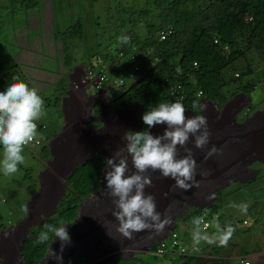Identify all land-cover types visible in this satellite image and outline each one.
I'll use <instances>...</instances> for the list:
<instances>
[{
  "label": "trees",
  "instance_id": "16d2710c",
  "mask_svg": "<svg viewBox=\"0 0 264 264\" xmlns=\"http://www.w3.org/2000/svg\"><path fill=\"white\" fill-rule=\"evenodd\" d=\"M8 2H10L11 10L14 13L15 7L23 10L37 7L39 0H8ZM114 4L106 7L107 11L112 13L110 25L113 31L104 32L103 29L107 36L106 39L103 42L95 40L92 51L88 56L83 57L86 58L83 62H86L89 72L92 75H98L101 78L100 82L106 85L104 91L108 94L110 101L108 111L112 106L119 104L120 100L124 103L125 101L138 103V127H135L134 131L145 129L150 131L143 123L142 115L157 107L161 102H181L185 109L193 111L186 110L190 116H193L197 113H199L197 115H202L201 108L192 109L193 102L200 104V98L210 99L215 102L216 108L222 106L221 109H217V113L222 115L226 101L235 94L242 93L248 98L240 110L236 108L239 112L234 110L231 112L229 126H215L214 132H211L210 142L204 149L195 148L194 137H189L187 147L193 150V156L197 163L195 178L200 181V186L187 191L179 188L174 189V181L167 186L168 189L166 188L169 194H164L161 190L158 191L159 193L161 191V194L157 193L156 197L154 196L157 212L161 213L162 218L165 215L170 216L172 221L164 231L173 225L172 231L176 233L174 230L175 217L184 209L181 215L184 213L188 215L187 218L190 217L188 220L185 219L190 222L192 230L194 227L192 220L204 215L205 211L208 213L205 219L209 218L208 229L211 232L215 231V227L210 226L214 215L222 227L232 225L236 229L233 236L245 231L247 225H241L243 217L249 219V224L256 225L264 218V204L260 207L257 205L258 202L255 201L254 204L246 202V198L240 196L248 204V212L246 215L235 217V214L231 212L233 207L229 206L233 201L228 203L226 197L230 195L234 198L239 190L249 188L255 181L260 180L263 176L261 162L251 161L250 166L257 167L254 176L242 182L231 181L232 187H229L228 190H222V186L217 183L216 176L212 177L214 174H211L208 180L201 178L199 174L202 171L215 170L206 164L204 159L207 150L212 147L211 143L218 147L219 141L216 142L215 139L220 137L223 130L230 132V127L237 123L236 120L243 121L245 115L248 116L257 107L258 102L264 101V95L256 101H251L252 91L258 89L264 93V0H142L139 5L124 4L121 1ZM97 19L94 20L98 28L101 26ZM0 21L2 20L0 19ZM80 26V19H76L64 29H67L66 35L75 36L78 32V36H80ZM64 30L60 34L64 35ZM94 34L96 37L100 36L99 32H94ZM120 36H128L129 42L119 44L117 38ZM16 52L9 51L7 45L0 42V91H4L9 83L14 82L13 77H19L29 87L31 85L28 78L19 69V64L14 58ZM59 56L60 63L66 67V70L64 69V73L57 79V87L52 89L54 91L50 92L51 96L42 97L47 114L37 121L39 139L36 148L37 158L43 162H45V158L49 157V151H51V143L48 145L47 140L52 135L54 138L60 133L54 134L61 124L60 96L65 88L66 74L74 61L73 53L66 43L62 44ZM97 111L98 107H95L90 112ZM236 112L237 114H235ZM26 149L28 148L26 147ZM31 151L29 150V152ZM0 152H3L2 146H0ZM186 154L183 147L178 145L177 158ZM83 161L74 162L72 170L66 178H63V195L56 201L54 211L44 218L42 223L27 225L29 230L20 238L19 252L17 250L22 264H40L45 261L43 254L53 233H49V240L44 244L35 245L33 243L41 231H46L45 224L59 227L62 223L69 225L72 219L75 220L76 223L72 221L69 227V237L73 242L77 241L76 244H79L81 248L88 238L99 235L109 239L110 242L113 241L111 235L102 231L107 229L103 223L93 228L88 234H81L80 239L76 240V236L80 233L79 227L88 218V216H79L78 218L75 216L79 209L78 202L89 194L92 186L93 188L101 186L99 180L97 185V179L101 176V166L105 165V159L98 152ZM21 166L19 165L18 168L21 169ZM23 169L21 179L26 178L28 181L32 180L33 183L37 182V177L31 168L28 170L23 167ZM210 193L215 194L212 200L206 199ZM164 197L165 200H163ZM113 199L107 192L104 200L94 206V212L95 208L102 211L110 208ZM22 206H24V202L20 205L21 212L15 221L24 215ZM176 207H180L179 210H176ZM78 219H80L79 226L75 229ZM7 225L0 208V229ZM162 233H149L144 236L140 241L143 249L146 250L148 245L157 242ZM167 237L169 238V234ZM103 239H100V243ZM176 240L173 245L168 242L169 248L165 241L161 245L163 253H170V260H176V264H198L202 259L201 255L206 252V248H209L211 254H216L215 257H210L214 264H227L231 260H235L229 256L232 252L228 247L208 246L207 244L197 246L195 244L194 247L189 246V248L184 246L181 251L177 245L182 244L178 235ZM229 244L237 246L239 254L248 252L236 240H230ZM157 245L149 246L147 250L149 253H146L147 251L133 253L129 259L121 261V264H157V256L161 255L154 249ZM80 254L81 252L77 255L78 257L75 256L76 253L67 256L64 262L70 264L73 260L77 261ZM160 257L162 256H159L158 259ZM111 260L112 257L109 261Z\"/></svg>",
  "mask_w": 264,
  "mask_h": 264
},
{
  "label": "rangeland",
  "instance_id": "374dc122",
  "mask_svg": "<svg viewBox=\"0 0 264 264\" xmlns=\"http://www.w3.org/2000/svg\"><path fill=\"white\" fill-rule=\"evenodd\" d=\"M118 1H121L124 4L134 5H139L142 3V0H39L37 7L26 10L15 7L13 13L10 2H8V0H0V19L2 20L0 21V42L6 44L9 51H17L14 58L19 64V69L21 70L22 74L28 78L29 83L31 84L30 87L37 89L38 94L41 97L47 95L51 96L52 93L50 92H53L54 90L52 89L57 87L56 81L64 73V69L66 68L60 63L61 60L59 55L61 53V46L63 43L68 44L69 49H71V52L73 53L74 61L72 62L73 70H69V72L66 74L67 80L66 84H64L65 88L63 91H66L67 89L69 91V89H72L74 93L78 94V89H80L78 85L79 79L86 75V62H83L86 60V58L83 57L88 56L89 52L92 51L91 49L95 40L103 42V40L106 39L107 36L104 34V32H109L111 30L113 31V28L110 25V17L112 13L111 11H107L106 7L107 5L114 4V2L116 4ZM95 18H98L97 22L102 28L96 27L94 20ZM76 19H80L81 21V35L78 36V32L75 36H69V34L66 35L67 29H64L67 28L71 23L75 22ZM124 26L125 25L123 24L122 27L124 28ZM63 30L64 35L60 34V32ZM94 32H99L100 36L96 37ZM69 78H71L72 81L70 87ZM105 86L106 85L103 82H100L98 87L103 89ZM98 87H88L86 92L91 94V92H95L96 88ZM237 94L239 95L235 94V96L229 98L226 101L227 103L225 102L226 104L224 103L225 107L222 115L220 113L213 112V104L212 108L208 107V104H205L206 107L202 106V114H204V116L207 118L210 132H214L216 125L225 127L229 126V115L231 112L233 110L239 112L236 108H241L242 105L247 101L248 98L244 94ZM263 95L264 93L260 92V90H254L251 92V101H256ZM92 99H98L101 101V112L104 113L105 109L108 108L107 104H109L105 95L99 91L93 96V98L87 97V103H90ZM118 103L119 104L112 106L111 110H106L109 116L116 114L115 118L111 119L106 115L105 119L103 120L100 117L102 116L99 110L100 104L97 105L98 103L94 102L92 105H90L91 110H94L95 107H98V111L92 112L91 115L98 114L95 116H90V118L98 119L92 120V123L96 124V126H99V128L91 129L89 127L90 125H88V127H83V129L85 131H87L89 128L90 129L87 132H82L81 129V131L79 130L81 121L80 123H77V121L73 120L76 117L72 116V118L69 117L70 115L68 116L66 111H64L62 108L63 104L61 98L60 108L63 113V122L60 126L61 129L59 128L58 130L60 133L54 138L52 136L48 142V145L50 142H52V158L47 157L45 160H50L43 162L41 159L37 158L38 153L36 151V146L27 145L26 147L32 151L29 152L26 147L24 148L22 154L25 156L26 163L21 166L22 170L19 169V171L12 177L4 176L3 172L0 171V208L4 221H6L8 224L5 228L0 230V264H19L17 250H19L20 238H22L27 233V230H29V227L27 229V225H31L33 222L42 223L43 219L54 211L53 207L56 200L59 199L61 195H63V186L61 183H57V180L60 179V176L65 178L67 172L72 169V164L74 162L83 161L92 156L95 152L100 153V156L105 158L106 164L105 167L102 165L100 168L101 182H99L101 183V190H99L97 193H90V195L85 200H82L78 203L79 209L77 210L78 212L76 216L77 218L79 216L86 217L88 211L92 209L93 212L91 211L90 214L94 213L97 215V217L93 218V220L87 224L86 220L89 222L91 218L90 216H88V218L83 221V225L79 227L80 233L76 236V240L80 239L81 234H88L89 231L95 228L96 221L97 223H100V221L104 222L106 220L104 214L111 213L115 208V205L112 202V206L110 208H107L104 211L100 210L99 208H95V212H97V214L94 212V206H97L99 202L104 200V197L108 192L104 177L106 171L109 170L106 163L107 159L112 157L115 152L125 147L126 141L123 139V137L126 133H124V130L130 129V134V132L134 131L135 127H138L137 117L135 114L131 116L136 108L128 107L118 111L124 101L122 103L120 100ZM135 105L137 106V104ZM256 106L257 109H253L251 114L245 116L243 121H237V123L232 124L230 127V132L223 130V133L220 135V137L215 139L216 142L219 141L217 148L221 149V152L206 161V164L215 170L209 171L210 174L206 177L201 176L199 173L198 174L203 179L210 177L211 174H214L212 177L216 176L217 183L222 186V190H228L229 187H232L230 185L231 181L237 180L242 182L254 176L257 167L249 166L251 161L257 160L263 163L261 167L263 176L260 178V180L257 182L255 181L249 188H243L239 190V192L234 195V198L230 195H227L228 197H226L228 203L231 200L233 201L232 203L236 204L245 203V200L240 198L241 196L246 198V202L249 201L253 204L255 201L256 203L258 202L257 205L261 207V205L264 204V101L258 102ZM128 116H131L130 119ZM186 116L191 117L189 112H186ZM105 120L107 124H104ZM102 127L103 129H101ZM165 128L166 125H156L150 129V132L154 136L161 135ZM87 137H89V141L95 140L98 143L93 142L88 146H84V141ZM212 145L213 143H211V146ZM68 147L71 148L70 152L74 151L76 155V158H74L70 163L66 162L67 156L69 154ZM2 158L3 152H0V159ZM129 160L130 172L135 171V169L132 168L131 157H129ZM23 167L27 168L28 170L29 168L33 170L35 176H38V184H36L37 182L33 183L32 180L28 181L26 178L21 179L24 171ZM145 174L150 175L153 181L152 186H146L145 195L151 194L153 197H156L157 193L160 195L161 193L158 192V188L162 187L166 178H163L158 170L153 172L151 169H149V171ZM50 177H53L55 180V182H53V185H55L54 188L49 186L51 182ZM173 182L174 181H172V183ZM170 183L171 179L169 177L167 180V186ZM199 193L202 192L199 191ZM26 196L28 197L26 198ZM96 200L98 201L97 203L95 202ZM163 200H165V197ZM22 202H24V206L28 208V214L23 215L21 217L22 219L20 218L15 221L16 217L21 212L20 205ZM195 206L202 207L197 205ZM224 207L222 208L224 209ZM256 209H259V207H256ZM159 210L161 209L159 208ZM231 212L235 214V217H240L243 215L236 208H233V211ZM39 214L41 216H39ZM181 214L182 213L175 217L176 226L174 230L176 231L178 239H180L181 243L186 248H189L192 243L194 244L191 237L192 227L189 225L190 222L186 221L185 219L188 215H185L184 213L183 215ZM80 219H78V225H76L75 229L78 228ZM208 219L209 218H207V220ZM113 220L118 225L119 222L114 217ZM74 222L76 223L75 220L73 223ZM210 222V226H215V224L212 223V219ZM63 224L64 223L60 224L59 227ZM263 224L264 218L258 221L256 226L248 224L245 231L239 232L237 235L232 236L233 240L238 241V243L242 244V246H244L248 251L245 255L249 254L251 264H258V262H262L260 264H264ZM69 226L67 231L70 230ZM172 227L173 225L169 226L163 235L165 236L167 231ZM114 228H116V226H114ZM207 230L209 233H213V231L211 232L210 229ZM116 233L118 232H115V236ZM148 234L149 233L146 235ZM137 235L139 237L143 236L141 234L135 233L134 237L136 238ZM58 239L59 238L55 237L54 234L52 235L49 241L51 244L47 246V251L45 250L46 252L43 254L45 256V261L40 264H60V262H57L56 260L49 257L50 249L60 253L59 247L61 242ZM125 241L126 238L121 237V234L118 233L115 241L116 245L119 248H122ZM164 241L167 248H169V238L165 237ZM74 243L75 241L73 242L72 238H70V243L66 245L64 253H62L63 261L67 256L74 254L71 246ZM203 244L206 243L201 242L200 245ZM227 247L232 252L229 255L230 257L234 258L239 255L237 246L235 247L229 244ZM141 248L143 249L142 245ZM146 253L149 252L147 251ZM126 254L127 252L123 253V255H112V260L109 261V264H113L114 262L116 264H121V261H125L131 257V252L127 256H124ZM160 254L161 255L157 256V264H176V260H170V253ZM159 256L162 257L158 259ZM201 256L202 259L198 264H214L210 257H214L216 254H211L209 252V248H206V252H204ZM63 261L62 264H66V262Z\"/></svg>",
  "mask_w": 264,
  "mask_h": 264
},
{
  "label": "clouds",
  "instance_id": "9594fccd",
  "mask_svg": "<svg viewBox=\"0 0 264 264\" xmlns=\"http://www.w3.org/2000/svg\"><path fill=\"white\" fill-rule=\"evenodd\" d=\"M129 39L130 38L128 36H120L117 38V42L119 44H126L129 42ZM12 79L14 82L9 83L4 91H0V146H2L3 148V158L0 159V171H2L4 176L6 177H12L19 171L18 166L26 163L25 156L22 153L27 145H35L37 148V144L39 143L37 121H39L47 114L44 106V100L38 94L37 89L30 88L25 82L21 81L19 77H13ZM100 80L101 78L98 75H92L89 72V69L86 65V75L79 79L78 82V85L80 87V89H78L79 95L74 93L72 89H69V91H63L62 95L60 96V107L62 98V108L64 109V111H66L68 116L70 115L69 117H76L73 120L77 121V123L81 121L80 124L84 128L88 127V125H90L89 127L91 129L99 128V126H96V124L92 123V120L97 118H90V116H95L98 114L97 113L91 115L92 112H90V105H92L94 102H97L98 105L100 104L99 110L101 112L102 103L98 99H92L90 103H87L86 100L87 97L93 98V96L99 91H101L105 95L107 101L109 102V104H107L108 108L105 109L104 113H100L102 115L100 117L103 120L105 119L106 115L109 116L106 110L110 108V101L108 94L104 91V88L102 89L98 87L100 84ZM71 83V78H69V87L71 86ZM92 86L98 88H96L95 92H91V94L87 93L86 89L88 87L91 88ZM125 102L126 103H123L122 101L123 104L121 105L120 109H118V111L128 107L136 108L131 116L134 114L135 116H137V106L135 104H132L136 101ZM205 104H208V107L210 108L214 106V113L217 112V109H219L216 108V104L215 102H213V100L202 98H200V104L195 101L193 102L192 109H202V106H205ZM240 109L241 108H239V110ZM186 110L188 111L191 109H185L184 105L181 102L177 101L170 103L161 102L158 103L157 107L146 111L142 115V120L143 123L147 125L148 129H151L156 125H166V128L161 135L154 136L150 131L146 129L143 131L130 132V134L128 129L124 130V133L126 134L123 139L126 141V145L123 149L115 152L112 157L107 159L106 163L109 170H107L106 174L104 175L106 180V188L108 194L114 198L113 204L115 205V208L109 214L103 213L106 219L104 222L99 220L107 227L106 230L102 231L106 232V234L109 236L111 235L113 237V241L110 242L109 239L105 238L104 236L101 237L100 235L97 237L88 238V240L84 242V245L82 247L83 251L80 254V260L77 262H72L71 264H79L80 262H82V259L85 260V263L83 264H107V260L114 254L123 255V253L127 252V254L124 255L127 256L128 254H130V252L131 255L135 252H145L148 250L149 246L153 244H158L156 248L158 246H161L160 243H162L163 245L164 238L168 236L173 227L167 231V234L163 238L148 245V248L146 250H143L141 248L140 241L146 235H144L143 231L160 234L164 231L165 227L172 222L170 216L165 215L162 218L161 213L157 212L154 197L151 194L145 195L146 186L150 187L153 184L151 176L146 175L145 173H147L149 169H151L153 172L158 170L163 178H166L162 187L158 189L166 194L169 193L168 191H166L167 180L169 179V177L171 179V183L172 181H175V184L173 185L174 189L179 188L187 191L193 187L198 188L200 186V181L196 180L195 178L197 163L193 156L192 148L187 147V142L189 140V137L192 136L194 137L195 148L204 149L210 142L211 132L208 128L207 118L204 116V114L197 115L199 114L197 113L193 114V116L191 117H188L186 116ZM60 112V120L62 123L63 121L61 108ZM115 115L116 114H113L112 116H109V118L114 119ZM105 124H107L106 120ZM49 139L47 140V144ZM89 142V137H87L85 139L84 146L90 145ZM178 145L183 147L184 152L187 153L181 158H177ZM70 150L71 148L68 147L69 154L66 161L68 163L76 158L74 151L70 152ZM220 152L221 149L217 148L215 145H212V147L207 150L204 156L205 161ZM129 157H131L132 168L135 169V171L130 172L129 170ZM48 160H45V162ZM105 166L106 164L104 165V167ZM129 172L130 174L126 175V173ZM209 174L210 173L208 171H202L200 173V175L204 177L208 176ZM36 177L38 184V176ZM100 177H98L97 180L101 182ZM62 180L63 177L60 176V179L57 180V183H61L63 186ZM50 181L51 182L49 186L54 188V178L50 177ZM98 188L99 185L97 186V188H93L92 186L89 194L80 201L85 200L90 195V193H97L99 190ZM214 197L215 194L210 193L206 197V199L212 200L214 199ZM229 206L238 209L242 214L245 215L248 212L247 203H231ZM22 211L27 215L29 210L26 206H22ZM91 211L92 209L89 210L86 215L91 217L89 222L88 220H86V224L90 223L93 218L97 217V215H95L94 213L90 214ZM95 213L97 214V212ZM207 214V211H205L204 215L195 217L192 220V225L194 226L192 230V239L194 245L196 244L198 246L201 244V242H204L208 245H216L217 247L226 248L229 241L233 240L232 236L235 233L236 229L232 225H226L222 227L218 223V220L214 215V219L212 218V223L215 224V231L213 233H209L207 230L209 225L205 223V217L207 216ZM39 216L41 215L39 214ZM113 217H115V219L119 222L118 225L114 222ZM248 224V218L243 217L241 219V225L246 226ZM69 225H66L64 223L62 226L56 227L51 224H45L44 228L46 229V231H41L33 241V243L35 245L44 244L49 240V233H53L54 236L58 237V240H60L61 242L60 253H57L56 251L50 249L49 257L62 264V252L64 250L65 244L70 243V237L67 231ZM114 226H116V228H114ZM115 232L121 234V237L126 238V241L123 244L122 248H119L115 243L118 234L116 233L115 236ZM135 233L141 234L143 236L138 237L137 235V237L135 238ZM103 238L107 240V243L104 245L100 243V239ZM49 244L51 243L48 242L47 245ZM156 248H154L155 251ZM197 250H199L198 247ZM163 251L164 250L162 249V251L156 252L163 253ZM234 259L235 260H231L227 264H231V262L241 264L240 260L244 259H246L249 264H251L249 254H239ZM260 263L262 262H258V264Z\"/></svg>",
  "mask_w": 264,
  "mask_h": 264
},
{
  "label": "bare ground",
  "instance_id": "6f19581e",
  "mask_svg": "<svg viewBox=\"0 0 264 264\" xmlns=\"http://www.w3.org/2000/svg\"><path fill=\"white\" fill-rule=\"evenodd\" d=\"M67 90H68V89H67ZM125 103H126V102H125ZM132 104H137V106H138V103H137V102H133ZM138 107H139V106H138ZM220 108H221V107H220ZM62 115H63V113H62ZM136 115H137V114H136ZM218 115H219V114H218ZM130 117H131V116H130ZM130 117H129V119H130ZM136 117H137V116H136ZM129 119H128V120H129ZM244 119H245V118H244ZM79 123H80V122H79ZM230 123H231V121H230ZM230 123H229V124H230ZM104 124H105V121H104ZM60 129H61V128H60ZM80 129L82 130V132L85 131V130L83 129V126H82L81 124L79 125V130H80ZM89 129H90V128H89ZM89 129H88V130H89ZM101 129H103V127H102ZM81 130H80V131H81ZM88 130H87V131H88ZM62 131H63V128H62ZM62 131H61V132H62ZM87 131H85V132H87ZM56 133H57V132H56ZM56 133H55V134H56ZM49 140H50V139H49ZM52 140H53V139H52ZM52 140H51V141H52ZM48 142H49V141H48ZM84 142H85V141H84ZM93 142H97V141H95V140H91L89 143H93ZM50 143H52V142H50ZM97 143H98V142H97ZM51 145H52V144H51ZM48 148H49V147H48ZM49 152H50V157L52 158L51 151H49ZM71 170H72V169H71ZM71 170H70V171H71ZM70 171H69V172H70ZM69 172H67L65 178L67 177V175H68ZM208 178H209V177H208ZM208 178H204V179H205V180H208ZM100 187H101V186H99V189H100ZM62 191H63V187H62ZM98 191H99V190H98ZM50 193H51V192H50ZM48 196H49V194H48ZM61 196H62V195H61ZM61 196H60V197H61ZM60 197H59V199H60ZM57 200H58V199H57ZM57 200H56V201H57ZM97 200H98V199H97ZM97 200L95 201L96 203L98 202ZM55 203H56V202H55ZM96 205H97V204H96ZM77 207H78V206H77ZM54 208H55V205H54V207H53V210H54ZM178 208H180V207H176V210H177ZM178 210H179V209H178ZM184 210H185V209H184ZM182 211H183V210H181V212H182ZM181 212H180V213H181ZM180 213H179V214H180ZM76 214H77V213H76ZM76 214H75V216H76ZM179 214H178V215H179ZM24 215H25V214H24ZM75 216H74V217H75ZM74 217H73V218H74ZM21 219H22V218H21ZM72 221H73V219H72ZM72 221H71V222H72ZM35 223H36V222H33L31 225H33V224H35ZM37 223H38V222H37ZM39 223H40V222H39ZM101 223H102V222L97 223V221H96L95 226L97 227V226L100 225ZM28 224H29V223H28ZM71 224H72V223H71ZM71 224H70V225H71ZM31 225H29V226H31ZM69 227H70V226H69ZM69 229H70V228H69ZM166 229H167V228H166ZM27 231H28V230H27ZM69 231H70V230H69ZM69 231H68V233H69ZM165 231H166V230H165ZM165 231L159 236L158 240L164 237L163 234L165 233ZM143 233H144V234H147V233H150V232H149V231H144ZM138 237H139V236H138ZM76 243H77V241H76L74 244H72L71 246H72V249H73L74 254L76 253V256H77L80 252L82 253L83 250H82L81 246H80L79 244H76ZM106 243H107V240H104V239H103V241H102V245H104V244H106ZM67 244H68V243H67ZM67 244H65V247H66ZM47 246H48V245H47ZM59 249H60V247H59ZM46 251H47V248H46ZM46 251H45V252H46ZM62 253H64V250H63ZM251 254H252V253H251ZM18 255H19V253H18ZM18 255H17V256H18ZM110 257H111V256H110ZM234 258H235V257H234ZM109 259H110V258H109ZM109 259H108V260L106 259V260H107V262H106L107 264H109ZM79 260H80V258H79L77 261H79ZM37 261H38V260H37ZM77 261H74V260H73L72 262H77ZM63 262H64V261H63ZM72 262H71V263H72ZM82 262H84V259H82ZM82 262H80V263H82ZM71 263H70V264H71ZM80 263H79V264H80ZM84 263H85V262H84ZM19 264H22V262H21L20 260H19ZM36 264H37V263H36ZM75 264H77V263H75Z\"/></svg>",
  "mask_w": 264,
  "mask_h": 264
},
{
  "label": "built area",
  "instance_id": "2783aa9c",
  "mask_svg": "<svg viewBox=\"0 0 264 264\" xmlns=\"http://www.w3.org/2000/svg\"><path fill=\"white\" fill-rule=\"evenodd\" d=\"M205 223L206 224H208V222H207V220L205 219ZM203 227V226H202ZM177 239V234L174 232V231H170V233H169V243H170V245H173L174 243H176V240ZM161 245H162V243H160ZM178 245V249L179 250H183L184 249V245L183 244H177ZM191 247H194L195 245L194 244H191L190 245ZM162 249H163V247H161V246H158L157 248H156V251H162ZM240 263L241 264H249V262L246 260V259H244V260H240ZM231 264H236L235 262H231Z\"/></svg>",
  "mask_w": 264,
  "mask_h": 264
}]
</instances>
